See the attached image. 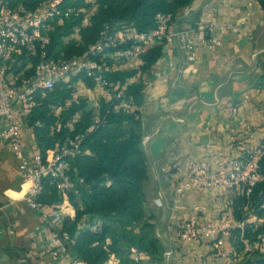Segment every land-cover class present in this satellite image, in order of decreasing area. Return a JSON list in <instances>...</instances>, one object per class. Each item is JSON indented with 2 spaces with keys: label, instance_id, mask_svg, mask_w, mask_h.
I'll list each match as a JSON object with an SVG mask.
<instances>
[{
  "label": "crops",
  "instance_id": "crops-1",
  "mask_svg": "<svg viewBox=\"0 0 264 264\" xmlns=\"http://www.w3.org/2000/svg\"><path fill=\"white\" fill-rule=\"evenodd\" d=\"M188 7L189 15L186 7L174 14L173 28L193 29L200 39L216 35L222 40L214 48L200 41L193 64L177 43L161 44L160 57L146 69H142L143 57L127 59L111 51L105 59L113 71H134L125 83L117 82L116 86L125 89L139 83L143 88L139 110L147 157V206L162 240V252L173 251L167 264H226L228 260L243 264L255 253L242 252L236 233L226 238L220 249L208 241L182 243L176 239L177 229L191 215L202 221L217 220L231 208L233 199L219 187L187 189L179 197L171 175L188 157L217 166L223 158L246 155L264 145V67L259 49L264 44V9L257 0H193ZM62 24L57 20L52 31ZM70 34L71 38L63 37L64 46L74 40L82 42L79 28ZM37 62L35 55L18 54L11 73L14 77L32 73ZM81 75L68 82L72 87L70 102L86 99L87 109L97 118L103 86L95 80L89 86ZM51 107L57 117L51 126L53 136L55 128L58 131L63 125L64 107ZM79 118L80 114H75L66 126L73 129ZM6 126L0 119V131ZM43 126L41 120L24 126L22 136L30 152L41 151L36 127ZM24 190L18 162L0 137V264H64L49 253V224L27 203ZM62 207L69 212L63 220L65 226L67 219H75L76 210L67 208L66 203ZM100 225L98 222L93 228ZM261 252L264 254V249ZM141 257L140 264L153 260L145 252ZM107 264H120V260L111 255Z\"/></svg>",
  "mask_w": 264,
  "mask_h": 264
},
{
  "label": "built area",
  "instance_id": "built-area-1",
  "mask_svg": "<svg viewBox=\"0 0 264 264\" xmlns=\"http://www.w3.org/2000/svg\"><path fill=\"white\" fill-rule=\"evenodd\" d=\"M64 1L44 0L35 8L26 9L23 5L15 7L0 0V119L7 122V126L0 131V137L9 145L18 162L25 186V200L49 224V253L64 264H88L74 252L77 234L72 235L65 229L63 220L69 212L62 205L66 203L67 208H75L69 199V193L76 186V181L69 173L71 162L82 153L89 152L83 151L82 144L87 133L96 128L100 118H95L85 132L67 135L64 141L58 142L45 155L39 150L30 152L24 143L22 130L30 123L39 105V96L43 97L58 83H68L74 75L84 74L102 84L103 97L118 100L117 106L120 108L132 109L133 105L125 97L124 89L114 86L106 77L113 71V65L105 59L109 52H116L127 59L141 58L157 44L177 43L188 62L193 64L197 60L196 48L200 41L214 48L220 46L222 40L216 35L200 39L193 29L173 28L175 15L160 13L154 29L139 31L133 24L116 26L107 23L85 52L72 56H67L64 51L50 53L53 22L63 21L73 11L71 8H62ZM186 11L189 15L188 6ZM24 53L37 56L38 62L32 73L14 77L11 67L16 55ZM37 125L40 126V123ZM263 154L264 145L250 154L223 158L217 166L192 157L175 166L171 177L176 180L175 192L179 197L187 189L213 187L246 197L239 219L230 210H224L217 220L202 221L198 216L191 215L177 229L176 239L179 242L208 241L215 249H220L224 240L232 238L235 231L239 230L243 253H253L264 247V233L254 240L245 235L248 228L264 226V202L258 205L261 211L258 215L251 200L253 189L264 181L260 165ZM46 179L62 195L57 203L40 201ZM79 182L84 184V178H79ZM157 201L161 204L160 197ZM132 253L133 258L141 262L142 252L132 249ZM172 253L171 249L164 250L162 257L152 260L150 264H167ZM227 264H231V261H227Z\"/></svg>",
  "mask_w": 264,
  "mask_h": 264
},
{
  "label": "trees",
  "instance_id": "trees-1",
  "mask_svg": "<svg viewBox=\"0 0 264 264\" xmlns=\"http://www.w3.org/2000/svg\"><path fill=\"white\" fill-rule=\"evenodd\" d=\"M12 6L23 5L26 9L35 8L44 0H5ZM264 9V0H257ZM193 0H65L63 9L73 11L62 25L51 31L50 53L64 51L67 56L83 53L87 46L99 36L105 24L126 26L133 24L139 31H148L157 27V15L160 13L176 14L189 6ZM88 24H85V21ZM56 21L53 25H56ZM79 28L82 42L70 41L62 44L63 36ZM62 35V38H61ZM157 44L143 56L142 69L150 67L161 55L162 46ZM134 71L114 70L107 74L109 82L125 83ZM81 75V74H79ZM92 86L91 78L81 75ZM94 81V80H93ZM120 88V87H119ZM142 85L128 84L125 97L133 108L118 107V100L102 98L100 121L96 128L88 132L82 147L84 152L71 162L69 173L76 181L75 188L69 193V199L76 210L74 220L67 219L65 229L72 235L77 234L74 252L88 264H105L111 255H115L120 264H140L132 256V249L149 254L153 260L162 257L163 244L152 221L145 191L147 179V157L143 146V121L139 110L143 102ZM72 99L70 83H58L56 88L39 96L30 124L36 120L44 123L36 127L40 138L41 153L55 145L57 139L64 141L67 135L85 132L94 121V111L87 109V100ZM67 104H70L66 106ZM51 106H63L61 113L63 125L50 136L51 126L57 117ZM79 113L80 118L73 129L66 126L67 121ZM257 149V148H256ZM255 149V150H256ZM254 151V150H253ZM252 152V151H251ZM249 152V153H251ZM260 165L264 173V154ZM84 178L85 183L79 182ZM233 202L231 208L237 219L241 218V207L246 197L240 193L229 192ZM62 199L57 187L45 181V188L40 196L43 203H53ZM254 210L261 214L258 205L264 202V181L252 192ZM101 222L100 228L93 227ZM235 233L240 236V231ZM264 233V226L248 228L246 237L254 240ZM241 244V243H240ZM264 247L256 250L252 258L243 264H264Z\"/></svg>",
  "mask_w": 264,
  "mask_h": 264
},
{
  "label": "rangeland",
  "instance_id": "rangeland-1",
  "mask_svg": "<svg viewBox=\"0 0 264 264\" xmlns=\"http://www.w3.org/2000/svg\"><path fill=\"white\" fill-rule=\"evenodd\" d=\"M69 36V38H71L72 37V35L71 34H69L68 35ZM64 37V36H63ZM61 38H62V35H61ZM261 38H262V36H261ZM61 40H63V38L61 39ZM259 49L260 50H262V53L260 54L261 56H260V59H261V57H262V60H260V62H261V64L263 65V67H264V44L262 45V46H260L259 47ZM83 96V95H82ZM259 147H261L260 145L257 147V148H259ZM256 149V148H255ZM248 154H250V153H248ZM257 213V212H256ZM258 214V213H257ZM259 215V214H258ZM239 253V252H238ZM228 261H231V264H233L232 263V260H228ZM226 264H227V262H226Z\"/></svg>",
  "mask_w": 264,
  "mask_h": 264
}]
</instances>
